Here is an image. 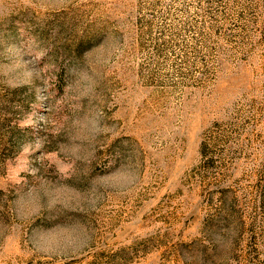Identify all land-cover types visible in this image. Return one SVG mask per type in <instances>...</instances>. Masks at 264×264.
Returning a JSON list of instances; mask_svg holds the SVG:
<instances>
[{
	"label": "rangeland",
	"instance_id": "rangeland-1",
	"mask_svg": "<svg viewBox=\"0 0 264 264\" xmlns=\"http://www.w3.org/2000/svg\"><path fill=\"white\" fill-rule=\"evenodd\" d=\"M0 264H264V0H0Z\"/></svg>",
	"mask_w": 264,
	"mask_h": 264
}]
</instances>
